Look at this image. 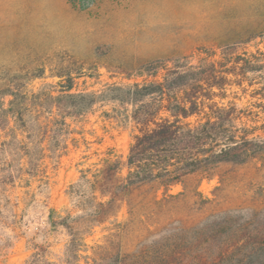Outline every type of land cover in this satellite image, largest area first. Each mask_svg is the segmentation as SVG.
I'll return each mask as SVG.
<instances>
[{
    "label": "rangeland",
    "instance_id": "rangeland-1",
    "mask_svg": "<svg viewBox=\"0 0 264 264\" xmlns=\"http://www.w3.org/2000/svg\"><path fill=\"white\" fill-rule=\"evenodd\" d=\"M247 60L263 69L245 71ZM149 64L225 70L230 85L217 100L237 105L241 132L264 139V91L257 90L264 85V0H0V102L9 108L14 98L3 90L21 92L19 108L28 118L24 126L10 117L0 128V242L11 243L0 264H25L32 242L50 244L61 260L68 233L51 225L50 208L54 218L82 214L89 189L79 185L81 176L91 177L107 159L127 174L141 125L133 104L115 99V88L162 79L164 70L141 75ZM68 79L73 87L64 91ZM68 93L98 100L76 114L61 98ZM223 172L228 186L221 209H264V153L242 166L220 165L200 184L205 198L214 197ZM180 190L176 185L171 192ZM128 216L124 205L94 227L82 264H90L92 246L104 241L112 222Z\"/></svg>",
    "mask_w": 264,
    "mask_h": 264
},
{
    "label": "trees",
    "instance_id": "trees-1",
    "mask_svg": "<svg viewBox=\"0 0 264 264\" xmlns=\"http://www.w3.org/2000/svg\"><path fill=\"white\" fill-rule=\"evenodd\" d=\"M245 66V71L263 69L250 60ZM159 70L165 71L162 79L115 88V99L133 104L132 117L141 125L129 148L127 174H122L119 161L110 159L91 177L83 173L79 185L85 182L89 189L82 196L83 213L54 218L55 209L49 210L51 225L65 227L68 233L61 260L52 256L50 244L32 242L25 264H82L86 236L124 205L128 218L112 222L104 241L92 246L90 264H264V209H221V193L228 186L224 172L213 198L199 190L202 180L220 165L242 166L260 157L264 139L241 132L236 127L237 105L217 100L230 85L225 70L149 64L139 72L156 77ZM63 87L71 90L72 79ZM257 90L264 91V85ZM2 93L14 98L9 108L0 102V128L14 116L26 126L28 118L19 108L25 96L9 89ZM62 97L76 114L98 100L95 94ZM193 117L198 119L191 121ZM176 185L182 190L171 192ZM135 232L144 238H130ZM10 246L9 241L0 242V253Z\"/></svg>",
    "mask_w": 264,
    "mask_h": 264
},
{
    "label": "clouds",
    "instance_id": "clouds-1",
    "mask_svg": "<svg viewBox=\"0 0 264 264\" xmlns=\"http://www.w3.org/2000/svg\"><path fill=\"white\" fill-rule=\"evenodd\" d=\"M11 7L15 8V7H17V6H16V5H12Z\"/></svg>",
    "mask_w": 264,
    "mask_h": 264
}]
</instances>
